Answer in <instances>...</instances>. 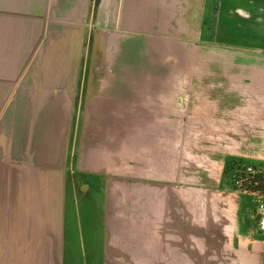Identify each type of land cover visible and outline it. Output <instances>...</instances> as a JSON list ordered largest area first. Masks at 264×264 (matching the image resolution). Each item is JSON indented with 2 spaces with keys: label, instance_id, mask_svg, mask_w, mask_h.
Masks as SVG:
<instances>
[{
  "label": "crops",
  "instance_id": "1",
  "mask_svg": "<svg viewBox=\"0 0 264 264\" xmlns=\"http://www.w3.org/2000/svg\"><path fill=\"white\" fill-rule=\"evenodd\" d=\"M264 0H0V264H264Z\"/></svg>",
  "mask_w": 264,
  "mask_h": 264
},
{
  "label": "built area",
  "instance_id": "2",
  "mask_svg": "<svg viewBox=\"0 0 264 264\" xmlns=\"http://www.w3.org/2000/svg\"><path fill=\"white\" fill-rule=\"evenodd\" d=\"M226 178L234 194L255 199L257 230L264 234V167L231 161L226 170Z\"/></svg>",
  "mask_w": 264,
  "mask_h": 264
}]
</instances>
